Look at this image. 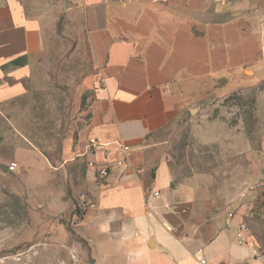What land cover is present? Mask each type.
I'll use <instances>...</instances> for the list:
<instances>
[{"label": "crops", "instance_id": "obj_1", "mask_svg": "<svg viewBox=\"0 0 264 264\" xmlns=\"http://www.w3.org/2000/svg\"><path fill=\"white\" fill-rule=\"evenodd\" d=\"M65 2L99 66L79 154L97 207L76 221L71 158L55 166L17 145L2 171L28 194L30 224L24 236L0 227V264H264V182L244 200L243 184L222 210L217 158L185 151L176 166L165 139L214 91L262 86L264 97V0ZM44 52L45 31L24 0H0V105L26 92ZM91 137L108 144V159L89 153ZM121 144L133 148L125 166ZM89 161L110 168L100 188ZM240 222L250 229L244 246Z\"/></svg>", "mask_w": 264, "mask_h": 264}, {"label": "rangeland", "instance_id": "obj_2", "mask_svg": "<svg viewBox=\"0 0 264 264\" xmlns=\"http://www.w3.org/2000/svg\"><path fill=\"white\" fill-rule=\"evenodd\" d=\"M24 2L28 16L43 26L45 52L39 69L26 81V92L0 105V227L19 230L21 236L30 224L28 194L15 175H5L2 169L17 145L33 146L55 166L71 158V191L79 197L86 193L82 185L86 164L79 154L99 78L80 19L68 14L65 0ZM261 94L262 86L227 96L214 91L167 130L165 139L176 166L182 165L185 151L206 156L202 153L206 148L217 158L224 191L215 193L221 197L222 210L245 184L264 182Z\"/></svg>", "mask_w": 264, "mask_h": 264}, {"label": "built area", "instance_id": "obj_3", "mask_svg": "<svg viewBox=\"0 0 264 264\" xmlns=\"http://www.w3.org/2000/svg\"><path fill=\"white\" fill-rule=\"evenodd\" d=\"M123 1V0H120ZM87 150L89 153H92L94 155L100 154L102 155L105 159H108V157L111 154V149L108 148V144L98 138L91 137L88 139L87 143ZM122 157L119 159L118 164L120 166H125L127 161L132 157L133 154V148L129 144H121L120 146V151ZM88 168L93 172L94 174V182L97 185V188H100L105 180L109 177L110 175V168L108 165H98L96 161H89L87 163ZM17 165L15 163L11 164L9 166V170L13 171ZM263 185L261 183H248L245 184L243 187L241 193H240V198L241 199H247L250 194H255L258 193L260 190H262ZM158 196L159 193H156ZM97 207V202L95 199V192L93 191H88L84 194H82L79 197V205L77 208V212L79 216L77 217L76 221L81 220V215L85 214L86 211L95 209ZM235 214L230 213L229 218H234ZM249 226L245 222H240L237 225V242L239 245H247L248 242V232H249ZM202 264H205V261H201Z\"/></svg>", "mask_w": 264, "mask_h": 264}]
</instances>
